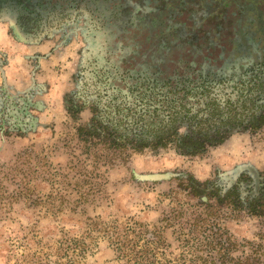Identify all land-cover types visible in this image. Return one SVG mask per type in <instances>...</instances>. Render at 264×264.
<instances>
[{
  "label": "rangeland",
  "instance_id": "374dc122",
  "mask_svg": "<svg viewBox=\"0 0 264 264\" xmlns=\"http://www.w3.org/2000/svg\"><path fill=\"white\" fill-rule=\"evenodd\" d=\"M17 14L10 26L0 23V264H201L189 225L204 214L203 201L192 187H226L237 173L251 176L249 168L264 175V130L236 133L206 157L116 147L104 136L108 122L75 119L85 112H75V51L95 48L87 31L50 10L26 30ZM13 63L27 73L34 99L19 103L10 92ZM47 70L63 79L58 107L45 98ZM49 104L55 114L46 128ZM230 205L208 219L238 243H264V217L240 211L237 199L235 211Z\"/></svg>",
  "mask_w": 264,
  "mask_h": 264
},
{
  "label": "flooded vegetation",
  "instance_id": "af4514ba",
  "mask_svg": "<svg viewBox=\"0 0 264 264\" xmlns=\"http://www.w3.org/2000/svg\"><path fill=\"white\" fill-rule=\"evenodd\" d=\"M46 10L87 31L109 62L93 72L123 67L105 87L116 147L206 157L264 130V0H0V23L17 12L27 30Z\"/></svg>",
  "mask_w": 264,
  "mask_h": 264
},
{
  "label": "trees",
  "instance_id": "16d2710c",
  "mask_svg": "<svg viewBox=\"0 0 264 264\" xmlns=\"http://www.w3.org/2000/svg\"><path fill=\"white\" fill-rule=\"evenodd\" d=\"M251 176L244 173L243 180L237 173L234 181L226 187H219L216 183L211 185V189H206V184L196 183L194 185L193 198H202L200 208L204 214L193 217L192 225H189V232L193 236L195 247L198 249L196 258L201 264H264V243L258 241L236 242L226 229H221L211 217L221 214L222 211L237 209L236 199L241 206L247 210L246 213L253 217H264V175L257 174L253 168H249ZM239 176V178H238ZM215 199L214 203L210 201ZM206 215V218H204ZM202 252H206L207 257H199ZM239 252V256H233ZM203 261V262H202Z\"/></svg>",
  "mask_w": 264,
  "mask_h": 264
},
{
  "label": "crops",
  "instance_id": "0c3cea01",
  "mask_svg": "<svg viewBox=\"0 0 264 264\" xmlns=\"http://www.w3.org/2000/svg\"><path fill=\"white\" fill-rule=\"evenodd\" d=\"M4 48H8V46H5ZM95 52L93 50H88V52L85 53H77L75 51V112L79 113L80 111H85L83 115L78 117L75 115V119H79V123H84L83 125H87V121L91 120V123L94 122V120H98L102 126H104L107 122L108 117V98L106 97V83L104 82V79H102L103 72L99 71L98 74L100 77H97V73L93 72L95 71V59L97 58L94 56ZM100 59V63L102 65H107L109 62L103 57L98 56ZM82 63H81V61ZM56 63H59L58 61ZM45 66V65H44ZM46 67L48 65L46 64ZM48 71V70H47ZM47 76L51 85V90L49 92H45L46 99H49L51 103L56 107H58V98L57 95L60 93V86L63 83L62 80H55L54 74L52 72H47ZM64 80H69V75L63 76ZM27 73H25L23 70H21L19 64H9L6 68V80L7 85L9 86V90L14 95L16 101L19 103L23 100H27L29 97L35 98L33 93L28 92L29 88V82L27 81ZM46 81V75L42 79H38V83H42ZM36 94L39 95L38 89H34ZM68 94V91H65ZM96 93V95H94ZM24 94V95H23ZM23 95V96H22ZM67 95H65V98L63 97L62 100H66ZM65 103V101H64ZM16 104V103H15ZM21 105V104H20ZM49 104V111L48 107H44L41 123L40 126L42 127H48L49 124L51 125V122L54 121L53 119V110L50 109ZM14 108L17 110V114L20 113V110L18 108ZM89 107V108H88ZM90 111L92 112H89ZM33 111V109H32ZM32 111H29L32 115ZM25 114V113H24ZM56 117L58 115H55ZM11 121V119L9 120ZM61 121V119H60Z\"/></svg>",
  "mask_w": 264,
  "mask_h": 264
},
{
  "label": "water",
  "instance_id": "95a60500",
  "mask_svg": "<svg viewBox=\"0 0 264 264\" xmlns=\"http://www.w3.org/2000/svg\"><path fill=\"white\" fill-rule=\"evenodd\" d=\"M103 73L102 74V79H104V82L106 84H109V85H112V87H116L117 86V83H110L111 81V77H116L118 78L119 74H122L123 73V67L120 66V67H117V69H111V70H105V71H102ZM119 73V74H118ZM110 78V80H108ZM155 178H159L158 176H155Z\"/></svg>",
  "mask_w": 264,
  "mask_h": 264
}]
</instances>
